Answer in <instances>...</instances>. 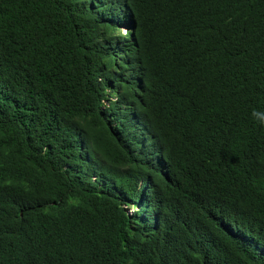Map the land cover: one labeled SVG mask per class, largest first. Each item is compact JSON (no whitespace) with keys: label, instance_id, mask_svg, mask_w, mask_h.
Here are the masks:
<instances>
[{"label":"trees","instance_id":"1","mask_svg":"<svg viewBox=\"0 0 264 264\" xmlns=\"http://www.w3.org/2000/svg\"><path fill=\"white\" fill-rule=\"evenodd\" d=\"M253 108L264 0H0V264H264Z\"/></svg>","mask_w":264,"mask_h":264},{"label":"clouds","instance_id":"2","mask_svg":"<svg viewBox=\"0 0 264 264\" xmlns=\"http://www.w3.org/2000/svg\"><path fill=\"white\" fill-rule=\"evenodd\" d=\"M249 118L257 127L264 128V109L253 108L249 113Z\"/></svg>","mask_w":264,"mask_h":264},{"label":"rangeland","instance_id":"3","mask_svg":"<svg viewBox=\"0 0 264 264\" xmlns=\"http://www.w3.org/2000/svg\"><path fill=\"white\" fill-rule=\"evenodd\" d=\"M120 31L123 33L124 32V29H120Z\"/></svg>","mask_w":264,"mask_h":264}]
</instances>
